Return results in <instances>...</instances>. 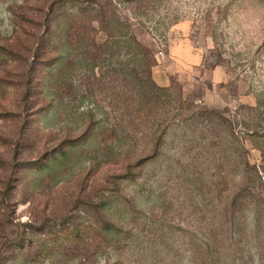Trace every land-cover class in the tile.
<instances>
[{
  "label": "rangeland",
  "instance_id": "374dc122",
  "mask_svg": "<svg viewBox=\"0 0 264 264\" xmlns=\"http://www.w3.org/2000/svg\"><path fill=\"white\" fill-rule=\"evenodd\" d=\"M0 264H264V0H0Z\"/></svg>",
  "mask_w": 264,
  "mask_h": 264
},
{
  "label": "trees",
  "instance_id": "16d2710c",
  "mask_svg": "<svg viewBox=\"0 0 264 264\" xmlns=\"http://www.w3.org/2000/svg\"><path fill=\"white\" fill-rule=\"evenodd\" d=\"M127 35V40L125 41L126 46L129 48V50L132 52V48L133 46L138 47L139 48V53L141 55L140 59H139V66H140V70H139V77H137V72L136 70L133 69V71H130V73L128 74V76H130L131 80L125 79L127 82V85L130 87H135L134 85H132V83L137 82L138 86L141 87L143 89V94L145 95V98L148 101L149 94L145 93V89H151V91H154L156 94L157 92L160 93L159 96H157V98H160L161 96H168V91L169 89H163L160 88L159 86H157L152 78H151V73H152V69L156 66V61L154 59V55H153V51L151 49H149L148 47L141 45L136 38L132 35L131 31H129L128 33L126 32ZM132 72V73H131ZM172 87V86H171ZM187 107L185 108L184 105H180L179 106V111H181L179 113L180 116H182V110H189V105H186ZM195 112V111H194ZM202 114V113H201ZM199 117H202L199 114H197ZM188 118V117H187ZM184 118V119H187ZM164 134V132H163ZM161 141V135H158V138L156 139V143L158 144ZM235 234L231 233V237H234ZM201 245L208 247L210 246V242L208 241V239H205V241H201L200 243Z\"/></svg>",
  "mask_w": 264,
  "mask_h": 264
}]
</instances>
